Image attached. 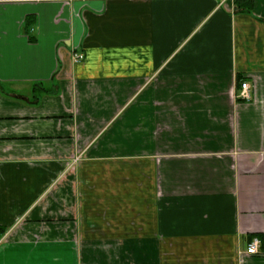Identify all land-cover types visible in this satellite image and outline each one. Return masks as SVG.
I'll return each instance as SVG.
<instances>
[{"label":"crops","instance_id":"1","mask_svg":"<svg viewBox=\"0 0 264 264\" xmlns=\"http://www.w3.org/2000/svg\"><path fill=\"white\" fill-rule=\"evenodd\" d=\"M0 264H264V0H0Z\"/></svg>","mask_w":264,"mask_h":264},{"label":"built area","instance_id":"2","mask_svg":"<svg viewBox=\"0 0 264 264\" xmlns=\"http://www.w3.org/2000/svg\"><path fill=\"white\" fill-rule=\"evenodd\" d=\"M83 57L84 55L82 53H76L74 59L75 61H79ZM239 96L245 100H249L251 98L250 84L247 81H243L241 83V91L239 93ZM260 246H261L260 238L254 237L248 245L247 252L252 254H257L259 252Z\"/></svg>","mask_w":264,"mask_h":264}]
</instances>
